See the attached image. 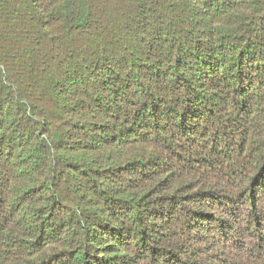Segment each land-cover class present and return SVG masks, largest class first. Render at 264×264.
Segmentation results:
<instances>
[{"label": "trees", "instance_id": "trees-1", "mask_svg": "<svg viewBox=\"0 0 264 264\" xmlns=\"http://www.w3.org/2000/svg\"><path fill=\"white\" fill-rule=\"evenodd\" d=\"M238 259L264 264V0H0V264Z\"/></svg>", "mask_w": 264, "mask_h": 264}, {"label": "rangeland", "instance_id": "rangeland-1", "mask_svg": "<svg viewBox=\"0 0 264 264\" xmlns=\"http://www.w3.org/2000/svg\"><path fill=\"white\" fill-rule=\"evenodd\" d=\"M250 252V249L249 250H247V252L245 251V252H240L241 253V255L243 256V255H246L247 253H249ZM239 261L238 262H236V264H241L240 263V259H238Z\"/></svg>", "mask_w": 264, "mask_h": 264}]
</instances>
